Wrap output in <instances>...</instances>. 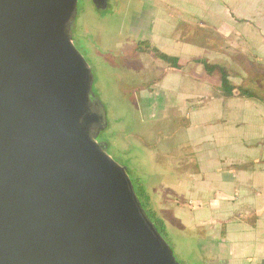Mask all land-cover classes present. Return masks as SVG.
<instances>
[{
	"label": "water",
	"instance_id": "water-1",
	"mask_svg": "<svg viewBox=\"0 0 264 264\" xmlns=\"http://www.w3.org/2000/svg\"><path fill=\"white\" fill-rule=\"evenodd\" d=\"M76 14L77 0H0V264H180L98 140Z\"/></svg>",
	"mask_w": 264,
	"mask_h": 264
},
{
	"label": "crops",
	"instance_id": "crops-1",
	"mask_svg": "<svg viewBox=\"0 0 264 264\" xmlns=\"http://www.w3.org/2000/svg\"><path fill=\"white\" fill-rule=\"evenodd\" d=\"M137 1L136 43L189 61L175 69L155 59L158 111L174 125L148 148L151 171L138 183L146 206L188 241L187 262L264 264V100L221 97L218 79L194 62L226 66L235 84L264 74V0ZM182 121L185 145H165Z\"/></svg>",
	"mask_w": 264,
	"mask_h": 264
},
{
	"label": "rangeland",
	"instance_id": "rangeland-1",
	"mask_svg": "<svg viewBox=\"0 0 264 264\" xmlns=\"http://www.w3.org/2000/svg\"><path fill=\"white\" fill-rule=\"evenodd\" d=\"M134 1L108 0L107 9L101 11L95 8L92 0H77L72 34L76 49L92 70L95 96L106 112L107 127L98 140L106 142L108 155L126 166L134 185H138L148 178L151 171L148 155L155 150L152 152L148 148L157 144L158 137L163 138L167 131H172L174 124L169 123L170 119L164 120L169 115L160 117L163 112L158 111L161 100L153 88L156 86L154 80L160 75L157 61L150 53L139 56L134 52L137 36L136 18L132 16L133 11L140 9ZM141 74L145 76L143 80L139 79ZM149 78H153L151 86L147 83ZM139 80L142 86L147 84L148 87L142 91L143 100L140 97L138 102ZM187 134L182 121L173 137L165 139V145L183 146L188 139ZM164 238L180 264H196L190 259L187 262L186 256L192 251L185 238H173L167 233Z\"/></svg>",
	"mask_w": 264,
	"mask_h": 264
},
{
	"label": "trees",
	"instance_id": "trees-1",
	"mask_svg": "<svg viewBox=\"0 0 264 264\" xmlns=\"http://www.w3.org/2000/svg\"><path fill=\"white\" fill-rule=\"evenodd\" d=\"M135 53H150L153 58L159 59L167 66L175 69H183L188 63V60H182L178 57L169 56L156 47L150 45L145 40L138 42L134 49ZM194 62L200 64L204 72L210 76L218 79L219 95L223 98L244 97L252 98L260 101L264 100V74L253 77L251 79H244L241 84H235L232 81L233 73L224 65L208 62L206 59H198ZM95 93V92H94ZM136 194L138 195L142 206L145 208L149 218L153 221L155 227L164 237L166 235L163 221L156 217L151 210H149L145 203V195L139 184H135Z\"/></svg>",
	"mask_w": 264,
	"mask_h": 264
},
{
	"label": "flooded vegetation",
	"instance_id": "flooded-vegetation-1",
	"mask_svg": "<svg viewBox=\"0 0 264 264\" xmlns=\"http://www.w3.org/2000/svg\"><path fill=\"white\" fill-rule=\"evenodd\" d=\"M136 4H138V1L137 0H135L134 1ZM140 5V4H139ZM133 13H134V16H132L133 18H136V22H138L139 21V19H141V17H142V15H143V12H142V5H140V9H139V11H133ZM136 22L134 23V24H136ZM133 24V25H134ZM137 83L141 86V84H142V82H141V80H139V81H137Z\"/></svg>",
	"mask_w": 264,
	"mask_h": 264
}]
</instances>
